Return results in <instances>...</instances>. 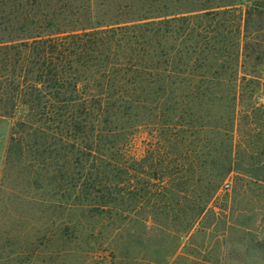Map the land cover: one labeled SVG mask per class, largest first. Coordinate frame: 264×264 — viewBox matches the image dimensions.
<instances>
[{
    "label": "trees",
    "instance_id": "16d2710c",
    "mask_svg": "<svg viewBox=\"0 0 264 264\" xmlns=\"http://www.w3.org/2000/svg\"><path fill=\"white\" fill-rule=\"evenodd\" d=\"M261 100L264 0H0L2 254H176L264 191Z\"/></svg>",
    "mask_w": 264,
    "mask_h": 264
},
{
    "label": "rangeland",
    "instance_id": "374dc122",
    "mask_svg": "<svg viewBox=\"0 0 264 264\" xmlns=\"http://www.w3.org/2000/svg\"><path fill=\"white\" fill-rule=\"evenodd\" d=\"M264 101V100H261ZM142 144L138 140L134 151L139 154ZM2 144L0 143V164ZM1 177V174H0ZM227 196L213 201L219 213L217 219L196 226L191 236L181 239L176 254H165L173 245L166 242L164 252L159 254H126L145 260L146 264H190L194 254L206 255L217 264H264V191L249 190L233 194L232 184L227 180ZM1 184V178H0ZM2 189V188H1ZM221 193V192H220ZM263 208V207H262ZM2 220V190H0V222ZM2 226H0V264H117L123 254H45L54 244L38 247L36 254H2ZM52 246V247H51ZM42 248V249H41ZM128 263V261H127Z\"/></svg>",
    "mask_w": 264,
    "mask_h": 264
}]
</instances>
